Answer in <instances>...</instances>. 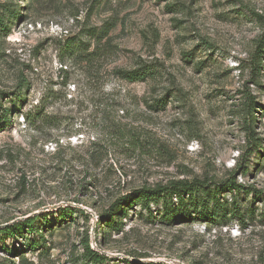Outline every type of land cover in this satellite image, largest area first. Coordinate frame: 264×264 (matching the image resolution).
<instances>
[{"label":"rangeland","instance_id":"obj_1","mask_svg":"<svg viewBox=\"0 0 264 264\" xmlns=\"http://www.w3.org/2000/svg\"><path fill=\"white\" fill-rule=\"evenodd\" d=\"M263 39L264 0H0V264H264ZM226 179L213 222L132 198Z\"/></svg>","mask_w":264,"mask_h":264},{"label":"trees","instance_id":"obj_2","mask_svg":"<svg viewBox=\"0 0 264 264\" xmlns=\"http://www.w3.org/2000/svg\"><path fill=\"white\" fill-rule=\"evenodd\" d=\"M264 42V39L262 40ZM77 51H79L78 48L75 49V51L72 52V54H76ZM117 74L129 81H135V80H141L143 79L146 75L151 74L150 71H148L145 67H141L138 69L134 70H126V69H119L116 71ZM157 103H160L162 106L165 104V99H158ZM246 112L249 115L250 119H254V115L252 113L253 109V102L249 100L246 104ZM245 190V193L248 194L252 191V188L250 186H243L241 184H237L235 180L233 179H226L224 181H220L218 183L213 182L212 185L209 184L208 182H202L199 180H192V181H187V180H177V181H172L169 182L167 185H155L154 187H147V188H141L140 190H137L132 198L139 199L140 204L145 208L149 209V204L151 201H158L159 197L166 191H169L171 195H176L177 198L179 199L180 204H185V199L184 195L190 194V201L192 203L197 202V198L193 196V194L197 192H201L204 196V193L206 194V197L201 201L202 203V208L203 211L201 212L203 215L205 214L208 219H210L212 222L217 221V217L215 216V211L218 207L222 208L223 204L220 202V200H217L216 197L223 192H231L234 193L236 190ZM130 197H124L121 200H118L113 208L111 210L117 211L122 209L121 205L123 204L124 201H128ZM215 198L217 201L214 202V210L210 208V199ZM123 200V201H122ZM122 201V202H121ZM187 205V204H186ZM167 206L165 207V209ZM213 208V206H212ZM232 213L236 216V218L239 221H243L245 219V213L242 212L241 208L239 207L237 202H233L232 204ZM36 219L35 216L33 217H27L25 220L21 222H17L13 225L4 227L0 229V232H7V233H15V232H20L24 229H32V223ZM85 246V253H84V259H88L94 264L97 263H103L105 261V256L102 254H99L98 252L92 250L89 247L88 242H86ZM147 264H154V263H147Z\"/></svg>","mask_w":264,"mask_h":264},{"label":"water","instance_id":"obj_3","mask_svg":"<svg viewBox=\"0 0 264 264\" xmlns=\"http://www.w3.org/2000/svg\"><path fill=\"white\" fill-rule=\"evenodd\" d=\"M3 226V225H2Z\"/></svg>","mask_w":264,"mask_h":264}]
</instances>
